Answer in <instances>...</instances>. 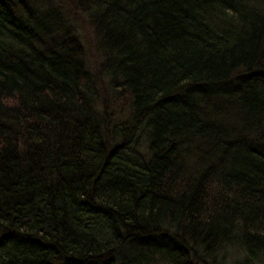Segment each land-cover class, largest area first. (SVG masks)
Returning <instances> with one entry per match:
<instances>
[{
    "label": "trees",
    "instance_id": "obj_1",
    "mask_svg": "<svg viewBox=\"0 0 264 264\" xmlns=\"http://www.w3.org/2000/svg\"><path fill=\"white\" fill-rule=\"evenodd\" d=\"M0 264H264V0H0Z\"/></svg>",
    "mask_w": 264,
    "mask_h": 264
},
{
    "label": "rangeland",
    "instance_id": "obj_2",
    "mask_svg": "<svg viewBox=\"0 0 264 264\" xmlns=\"http://www.w3.org/2000/svg\"><path fill=\"white\" fill-rule=\"evenodd\" d=\"M94 56V55H93ZM94 58H95V56H94Z\"/></svg>",
    "mask_w": 264,
    "mask_h": 264
}]
</instances>
